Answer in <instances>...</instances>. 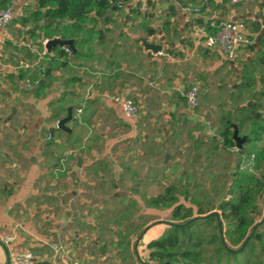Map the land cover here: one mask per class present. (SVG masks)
I'll list each match as a JSON object with an SVG mask.
<instances>
[{
	"label": "crops",
	"instance_id": "crops-1",
	"mask_svg": "<svg viewBox=\"0 0 264 264\" xmlns=\"http://www.w3.org/2000/svg\"><path fill=\"white\" fill-rule=\"evenodd\" d=\"M5 1L14 5L15 20L37 9L38 0ZM167 1L163 23H114L119 12L112 13L111 23L96 27L91 44L77 46L82 52L77 55L79 64L58 68L63 59L57 58L41 88L50 59L42 57L43 47L39 52L38 44L48 40L40 25L12 23L0 31V264H9L6 239H12L18 249L31 250L37 264H158L148 246L164 236L168 222H173L168 219L171 212H153L159 216L153 220L144 209L137 215L133 204L127 203L137 200L126 189L122 203L116 204L117 214H90L85 190L94 195L100 188L82 183L81 172L94 163H88V157L103 153L102 158L113 160L111 151L118 141L134 137L139 129L144 136L147 126L157 125L152 110L160 109L161 103L172 114L203 126L204 135L219 140L214 135L219 127L212 128L207 112L199 113L200 106L192 112L182 94L197 81L202 82L201 93L214 89L213 76L233 66L246 48L254 46V60L264 56V40L259 42L264 34V0L237 6L228 0H196L187 9L198 13L186 12L176 0ZM152 2L131 0L123 3V10L129 16L137 10L153 11ZM171 4L176 5L177 15L164 29ZM213 19L250 23V43L234 61L227 60L219 48L205 45ZM146 27L156 34L149 35ZM143 39L161 45L163 52L146 50ZM118 95L140 103L135 123L128 122L110 99ZM69 107H74L76 118L68 124L72 133L57 130L56 141L48 143L50 129L67 116ZM79 157L82 169L77 166Z\"/></svg>",
	"mask_w": 264,
	"mask_h": 264
},
{
	"label": "rangeland",
	"instance_id": "rangeland-1",
	"mask_svg": "<svg viewBox=\"0 0 264 264\" xmlns=\"http://www.w3.org/2000/svg\"><path fill=\"white\" fill-rule=\"evenodd\" d=\"M152 3H155L156 9L143 11L141 15L134 13L129 16L124 10L120 11L115 16L114 23H163L166 17L164 9H167L168 1L153 0ZM27 14V17L18 16L12 23H25L24 19L31 16L30 12ZM247 26L250 28V23H247ZM38 46L41 53L43 45L40 43ZM254 53L255 51L246 48L234 62V67H224L219 70L224 71L217 70L219 73L215 71L217 75L213 76L214 89L208 88L200 94L199 113L207 112L205 117L212 128L219 127L215 131L216 136L224 128L222 116L230 112L234 119L236 109L246 105L248 100L264 87L261 82L264 66L256 65ZM42 57L47 59L43 54ZM254 80L255 86H247L253 85ZM160 99L165 101V98L161 97L156 100ZM166 101L168 102L167 99ZM136 104L140 105L138 102ZM152 111V114L157 115L152 117L157 120V125L147 126L144 136L139 134V129L134 137L118 141L111 151L113 160L102 158L103 153H100L101 157L98 158L88 157V163H94L81 172L82 183L100 188L94 195L92 190H85L90 214H117L120 208L116 204L122 203L120 199L122 194H126V189H129L130 194L137 200L127 202L133 204L131 208L136 210L137 215L141 214L143 209L146 210L144 212L150 213L148 216L151 220L159 218L153 212H171L172 205L167 202L160 203L161 205L152 203L153 199L164 195H174L179 202L190 205L195 210L199 207L218 208L220 203L229 198V189L237 166L248 165L249 158L241 157L237 148L226 153L220 143L203 134V126L195 125L182 115L172 114L162 107V103L160 109L155 108ZM239 135L243 137L245 131H240ZM104 144L105 142L99 144V152ZM258 145L255 146L256 150L264 148V143ZM167 154L170 157L165 162ZM74 166L73 164L71 168ZM82 168L83 165L80 169ZM254 173L255 177L264 183V159L259 170ZM244 212L254 219L255 224L261 221L264 215V188ZM168 219L172 220L170 216ZM240 246L241 244H237L232 248L236 250Z\"/></svg>",
	"mask_w": 264,
	"mask_h": 264
},
{
	"label": "trees",
	"instance_id": "trees-1",
	"mask_svg": "<svg viewBox=\"0 0 264 264\" xmlns=\"http://www.w3.org/2000/svg\"><path fill=\"white\" fill-rule=\"evenodd\" d=\"M131 0H38L30 18L24 19L25 23L32 22L40 25L44 38L51 39L61 36L64 39L77 38L76 46L91 44L97 35L96 27L100 24H108L113 20L108 15L109 9L114 5L113 12L123 10V3ZM151 3V1H149ZM180 6L187 9L196 0H176ZM7 2L5 1L4 5ZM176 5L171 4L167 11L165 28H170L171 19L177 15ZM135 13L141 15L140 11ZM198 23L199 19L195 20ZM92 24L89 29L86 25ZM191 24V23H190ZM202 24V23H201ZM208 32L214 34L207 26ZM149 35H155L156 30L146 27ZM37 37V36H36ZM80 38V40L78 39ZM264 34L260 37V45L263 44ZM254 50V46H251ZM58 57L46 55L50 62L44 68L43 83L46 86V77L55 69V63L59 59L63 61L57 64L58 68H66L72 61L68 59L65 50L55 49ZM86 55V53H84ZM82 56V52L78 54ZM257 66H264V56L256 59ZM264 83V76L261 77ZM255 86L256 80L252 82ZM264 87L260 92L248 100L247 104L232 113H227L221 118L224 125L218 135V139H212L220 143L221 147L229 153L236 148L233 139V124L240 131H245L246 142L239 155L249 158L248 165L237 166L234 179L229 189V198L220 203L218 208L199 207L195 210L192 206L179 202L174 195H164L152 200L155 205L169 203L172 205L168 230L160 239L149 244L153 250L152 260L158 264L172 262L174 264H264V215L261 221L255 224L254 219L245 214L244 209L262 193L264 183L255 177V171L259 170L264 159V148L256 150L255 146L264 143ZM261 105V106H260ZM170 194V193H169ZM161 203V204H160ZM219 212L220 217L213 215ZM196 217H203L195 219ZM219 218L222 227L219 226ZM193 220L192 222H190ZM174 221H178L177 223ZM241 244L238 249L232 246ZM206 250V251H205Z\"/></svg>",
	"mask_w": 264,
	"mask_h": 264
},
{
	"label": "built area",
	"instance_id": "built-area-1",
	"mask_svg": "<svg viewBox=\"0 0 264 264\" xmlns=\"http://www.w3.org/2000/svg\"><path fill=\"white\" fill-rule=\"evenodd\" d=\"M146 1V0H142ZM251 0H228L232 6H237L242 3L249 2ZM5 0H0V31L9 28L14 19V5H4ZM186 12L198 13V9L193 11L185 9ZM209 27L216 30L214 34L205 35V45L210 48H219L224 57L229 61H234L241 48L249 45L250 40L247 35V25L243 20H219L213 19L209 22ZM203 29L202 31H205ZM68 57L71 56L70 50H66ZM161 54V53H160ZM43 55L46 56L45 51ZM1 69V62H0ZM30 86L29 80L27 81ZM202 90V82L197 81L188 91L183 93V97L186 99L188 108L195 112L200 106V94ZM112 102L119 106L122 110L124 118L131 123H135L140 114V108L133 99L123 97L122 95L114 96L110 98ZM81 113V110H78ZM5 245L7 249V255L9 264H37L36 257L31 250H22L15 247L12 243V239H6ZM70 264H80L74 261Z\"/></svg>",
	"mask_w": 264,
	"mask_h": 264
},
{
	"label": "water",
	"instance_id": "water-1",
	"mask_svg": "<svg viewBox=\"0 0 264 264\" xmlns=\"http://www.w3.org/2000/svg\"><path fill=\"white\" fill-rule=\"evenodd\" d=\"M114 9V5H112V7L109 9L108 11V15L105 17H109L112 16V12ZM100 34H102V32H100ZM76 41L77 38H70V39H64L61 36H55L51 39H48L44 42L43 47L45 50L46 55H49L51 57H54V51L55 49H59L60 51L63 50H70L71 52V56L68 57V59H70L72 62L79 64V61L77 60V55L81 52V50L76 46ZM143 44L144 47L146 48V50L152 52L153 54H159L163 52V47L161 45H157L154 43H148L146 40L143 39ZM27 53H29L31 50L30 48H27ZM261 106V105H260ZM76 118L74 117V107H69L68 108V114L66 117L60 119L56 125V127H53L50 129V138L48 139V143L50 142H54L56 141L55 139V133L57 130L63 131L65 133L71 134L72 133V129L68 126L69 123L71 122H75ZM233 128H234V134H233V139L236 142V148L238 151L243 149V146L246 142V137L243 136L241 137L239 135V130H238V126L233 124ZM170 155L167 154L166 155V159L165 162L168 161ZM83 164L82 158L79 157L78 158V168H81ZM213 215L220 217V213L219 212H213ZM203 217H196L195 219H200ZM193 220H191L190 222H192ZM219 226L222 227V221L219 218ZM163 264H174L172 262H166Z\"/></svg>",
	"mask_w": 264,
	"mask_h": 264
}]
</instances>
